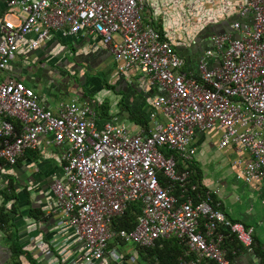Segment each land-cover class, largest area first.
<instances>
[{
    "label": "built area",
    "instance_id": "1",
    "mask_svg": "<svg viewBox=\"0 0 264 264\" xmlns=\"http://www.w3.org/2000/svg\"><path fill=\"white\" fill-rule=\"evenodd\" d=\"M144 5V0L4 3L0 172L42 141L60 149L57 174L47 185L53 222L29 223L48 232L45 249L30 250L36 264H106L113 248L107 246L115 239L135 248L176 239L191 254L179 258L181 264H232L224 240L233 238L243 248L253 243V228L227 218L210 191L191 182L187 164L195 154V134L216 129L218 149L232 147L246 157L234 180L264 188V0H236L237 18L226 31L207 35L195 75L183 72L184 59L142 21ZM55 37L99 39L118 62V74L136 69L157 88L147 125L129 131L119 117L101 121L93 106L75 99L49 109L22 81L5 74L20 50L33 52ZM132 203L141 206L133 229L113 230L112 222ZM119 259L136 264V257Z\"/></svg>",
    "mask_w": 264,
    "mask_h": 264
},
{
    "label": "crops",
    "instance_id": "2",
    "mask_svg": "<svg viewBox=\"0 0 264 264\" xmlns=\"http://www.w3.org/2000/svg\"><path fill=\"white\" fill-rule=\"evenodd\" d=\"M5 1L0 0V16L4 13ZM144 2L142 21L164 34L175 53L184 59L183 72L188 75L196 74L197 57L208 46L207 35L226 31L228 25L237 18L236 0ZM17 55L27 69L21 68L17 62L14 64L12 60L5 74L25 82V85L32 84L36 90L42 88L40 94H36L39 104L52 110L58 103L71 99L88 103L94 110L105 104L108 108L106 114L102 115L98 111L101 116L99 117L96 113L99 120L116 116L125 122L129 131H133L140 126L137 127L126 119L127 113H132L143 116L146 120L145 126L147 125L151 102L159 90L149 86L145 77L136 69L118 74V62L109 56L99 39L55 37L33 52L20 50ZM43 72L46 82L38 86L31 76ZM106 84L112 87V91L104 88ZM63 97H67V100ZM118 103L123 106L121 110H118ZM219 134L216 129L195 134L192 140L195 154L187 164V169L194 184L201 191H210L212 202L217 204L227 218L253 228L254 240L251 248L235 249L230 246L232 264H259L253 250L264 248V188L255 182L243 183L234 180V174L246 157L232 147L218 149ZM33 155L35 157L32 159ZM59 156V148L47 146L42 141L35 152H26L14 166L4 167L0 172V184L8 187L11 183L19 202L27 197L23 187L29 190V205L38 207L44 215L49 216L43 222L45 226L53 222V216L49 214L47 185L57 174ZM239 158L241 162L236 165ZM177 165L182 167L179 162ZM25 205L19 207V213L25 211ZM14 220L20 223L18 235L23 246L27 244L25 250L29 253L32 248L43 251L47 245L48 232L45 228L38 229L35 225L31 227V221H26L25 217ZM9 258L7 238L0 233V264Z\"/></svg>",
    "mask_w": 264,
    "mask_h": 264
},
{
    "label": "trees",
    "instance_id": "3",
    "mask_svg": "<svg viewBox=\"0 0 264 264\" xmlns=\"http://www.w3.org/2000/svg\"><path fill=\"white\" fill-rule=\"evenodd\" d=\"M159 33L162 38L167 40V38L164 37V34L162 35V32H159ZM104 88L106 90L112 91V87L107 84L105 85ZM118 106H119L118 110H121L123 108L121 103H118ZM107 109L108 108L105 106V104H103L101 108L100 107L95 108V112L98 115V111H101L100 114L105 115ZM126 119L136 124L137 127L138 126L144 127L146 123V120L143 116H137L132 113H127ZM35 151L36 150L26 151V152L33 153ZM33 157H35V155L32 156V159ZM178 168H180V166ZM190 180L192 183H194L192 181V175H190ZM198 188L199 190L201 189L200 187ZM23 190L27 197H25L24 201L22 202H19V198H17V196L15 195L14 187H12L11 183H9L6 189L0 190V233L3 235H7V247H8L9 257L11 259V264H22V260L26 261L27 264H36V261L34 260L32 255L29 253V251L23 248V243H21L20 237L17 233L18 225L20 223L14 220V215L18 213L17 215L20 218L25 217L26 221H31V222H45L47 221L49 216L44 215L42 210L39 209L38 207L29 205V201H28L29 190H27L26 187H23ZM22 204H26L25 205L26 208L23 213H19L20 211L19 207ZM140 207L141 206L139 203L130 204L127 207V209L124 211V213L121 216L117 217L112 222L111 228L115 231L117 230L129 231L133 229L135 225V218L140 212ZM12 228H14L13 234L10 231ZM253 240H254V237H253ZM115 244L122 245L123 243L115 239L112 243L108 244L107 248H111ZM231 245L233 246L232 248H235V249L242 248V246H240L233 238L224 240L223 247L225 248V251H226V257L230 261L232 258V254L230 253V250L232 249L230 247ZM252 245L253 243L249 246V248H251ZM135 250L137 253L136 254L137 264L138 263L140 264H181L179 258H184V259L191 258V254L187 253L186 247L176 239H160L151 248H135ZM253 251L258 257L259 264H264V248L258 247L254 249ZM122 258L126 259L127 255H123Z\"/></svg>",
    "mask_w": 264,
    "mask_h": 264
},
{
    "label": "rangeland",
    "instance_id": "4",
    "mask_svg": "<svg viewBox=\"0 0 264 264\" xmlns=\"http://www.w3.org/2000/svg\"><path fill=\"white\" fill-rule=\"evenodd\" d=\"M174 50V49H173ZM18 55H16L14 58H13V63L14 64H17L21 67V68H24L25 70L27 69L26 65L24 64V62H22L21 60L18 59ZM17 62V63H16ZM41 73V72H40ZM45 73L43 72L42 74H36V75H32L31 78L35 81L36 84H38V86H42L43 84H45L46 80L43 78V75ZM26 78H29V77H26ZM66 80V79H65ZM68 80V79H67ZM29 81V79H28ZM41 81V82H40ZM23 82V81H22ZM61 82V81H60ZM23 84L25 85V82H23ZM42 84V85H41ZM60 84V83H58ZM26 87H28L34 94H40L42 88L40 89H37L36 90V87L33 86L32 84H28L26 85ZM44 92V91H43ZM64 98V97H63ZM64 100L66 101L67 100V97L64 98ZM11 233L13 234L14 232V228H12L11 230ZM7 234V233H6ZM4 238H7V235H4ZM32 244V243H31ZM136 250H135V247L131 244V243H125V244H115L113 245V248H112V253L109 257V259L106 261V264H121L120 263V259L119 257L123 256V255H128L133 258L137 257L136 256ZM116 257V258H114ZM3 264H11V259H7L6 261H4ZM22 264H27L26 261L22 260ZM137 264V262H136ZM140 264V263H138Z\"/></svg>",
    "mask_w": 264,
    "mask_h": 264
}]
</instances>
